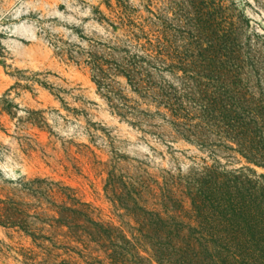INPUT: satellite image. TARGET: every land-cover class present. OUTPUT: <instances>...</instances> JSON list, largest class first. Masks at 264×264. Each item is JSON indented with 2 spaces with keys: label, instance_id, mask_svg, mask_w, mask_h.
Listing matches in <instances>:
<instances>
[{
  "label": "rangeland",
  "instance_id": "374dc122",
  "mask_svg": "<svg viewBox=\"0 0 264 264\" xmlns=\"http://www.w3.org/2000/svg\"><path fill=\"white\" fill-rule=\"evenodd\" d=\"M203 1L0 0V199L17 193L20 181L47 179L100 220L129 230L133 223L105 187L112 169L156 178L215 161L228 170L248 166L235 153L213 156L181 139L154 92L136 94L121 74L137 55L158 68L140 64L155 84L180 87L182 74L169 73L168 60L193 41ZM213 1L258 51L264 79V0ZM251 168L264 176V168ZM60 245L0 227V264H108Z\"/></svg>",
  "mask_w": 264,
  "mask_h": 264
},
{
  "label": "trees",
  "instance_id": "16d2710c",
  "mask_svg": "<svg viewBox=\"0 0 264 264\" xmlns=\"http://www.w3.org/2000/svg\"><path fill=\"white\" fill-rule=\"evenodd\" d=\"M199 5L205 12H196L193 41L167 59L169 73L182 74L180 87L155 84L140 64L158 68L137 55L121 74L136 94L154 92L181 139L213 156L235 153L248 166L228 170L215 161L156 178L112 169L105 187L133 223L129 230L100 220L60 183L20 181L17 193L0 199V227L108 264H264V176L251 168H264L260 55L222 5Z\"/></svg>",
  "mask_w": 264,
  "mask_h": 264
}]
</instances>
